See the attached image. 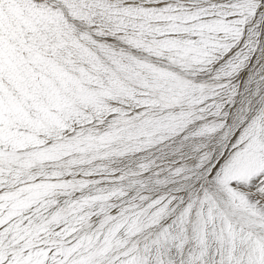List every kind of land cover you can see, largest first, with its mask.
I'll use <instances>...</instances> for the list:
<instances>
[{"label": "snow or ice", "instance_id": "obj_1", "mask_svg": "<svg viewBox=\"0 0 264 264\" xmlns=\"http://www.w3.org/2000/svg\"><path fill=\"white\" fill-rule=\"evenodd\" d=\"M0 264H264V0H0Z\"/></svg>", "mask_w": 264, "mask_h": 264}]
</instances>
